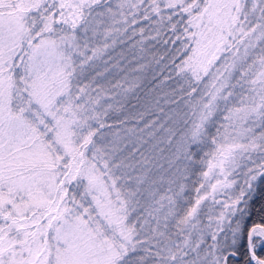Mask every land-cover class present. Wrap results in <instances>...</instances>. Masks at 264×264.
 Wrapping results in <instances>:
<instances>
[{"label": "snow or ice", "instance_id": "1", "mask_svg": "<svg viewBox=\"0 0 264 264\" xmlns=\"http://www.w3.org/2000/svg\"><path fill=\"white\" fill-rule=\"evenodd\" d=\"M257 181L264 0H0V264H264Z\"/></svg>", "mask_w": 264, "mask_h": 264}, {"label": "trees", "instance_id": "2", "mask_svg": "<svg viewBox=\"0 0 264 264\" xmlns=\"http://www.w3.org/2000/svg\"><path fill=\"white\" fill-rule=\"evenodd\" d=\"M146 47H148L147 44ZM119 51L120 49L118 48L117 52ZM153 52L160 54L162 52V47L157 46L155 49H152L151 52L144 53V60H141L140 63L149 62ZM134 55L137 57L141 55L139 49L125 50L126 61L132 60ZM136 66V63L134 62L132 67ZM138 75L141 78L142 86L136 91L134 96L128 98L127 111L130 114L135 115L136 112L148 109L150 115L145 117V121L156 119L158 116L162 119V114L160 113L159 108L156 107L154 101L157 99L159 100V107L163 108L164 113H168L170 111L173 106L165 103V97L170 95L172 89L178 86L175 78L165 83H161V81L164 80V77L168 75V70L164 68L163 63L159 66L151 64L149 68L145 69L143 73H139ZM153 77H155V79H153ZM133 105H135L134 108L132 107ZM131 126L132 125L130 124L129 127ZM140 126L142 127L143 123H141ZM192 179H195V177H192ZM262 207H264V181H257L253 193L252 203L250 205L252 216L249 224L264 223V219L261 218L262 213L260 211Z\"/></svg>", "mask_w": 264, "mask_h": 264}]
</instances>
